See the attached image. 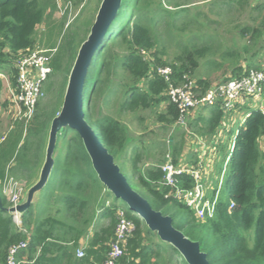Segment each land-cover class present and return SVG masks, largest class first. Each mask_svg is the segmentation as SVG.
I'll list each match as a JSON object with an SVG mask.
<instances>
[{
	"label": "trees",
	"instance_id": "1",
	"mask_svg": "<svg viewBox=\"0 0 264 264\" xmlns=\"http://www.w3.org/2000/svg\"><path fill=\"white\" fill-rule=\"evenodd\" d=\"M191 1L123 0L85 81V119L115 161H130L136 182L158 206L154 208L151 204L153 209L160 211L161 206L168 205L182 211L179 225L175 226L171 217L173 225L182 232L188 229V237L200 243L211 264H264V153L260 148L264 116L261 112H252L233 137L228 171L213 219L197 218L183 203L166 198L171 190L163 185L161 165L139 170L140 156L129 160L124 154L128 143L126 126L112 115L103 114V108L110 103H116L120 114L165 104V112L156 114L158 121L171 125L178 121L181 112L168 96L169 83L157 74V69L166 65L158 51L164 33L169 35L168 40L177 30L190 33L188 39L178 42V53L169 65L173 69L174 85L193 82L195 89L205 91L213 84L211 79H193L201 65L210 71L220 70L227 63L234 65L231 77L263 67V62L252 64V59L259 53L264 55V2L253 5L252 0H202L210 3L209 10L205 7V13L198 11L191 16ZM247 8L252 9L254 16L252 24L240 31L239 38L244 44L221 51L222 44L216 36L204 31L207 22L216 26L217 20L210 15L228 20L232 14ZM54 12L55 7L49 9L41 0H0V72L7 63H15L20 54L34 49L37 27L51 19ZM89 32L90 29L79 43L70 34L58 47L51 46L56 49L51 66L52 72L59 76V83L55 85L61 103L78 49ZM242 60L251 63L248 69L240 65ZM228 78L225 76L219 82ZM2 87L0 80V90ZM38 108L27 131L19 127L0 143V183L8 176L29 183L36 178L45 155L47 129L60 111L52 105H38ZM210 113L203 125H193L199 128L198 135L208 140L217 135L224 119L218 106L210 107ZM61 146L66 154L58 180L51 182L59 169L55 157L54 170L44 188L46 200L41 205L39 198L43 191L32 209L21 216V225L8 212L11 203L0 186V264L7 263L11 247L26 240L27 247L17 256L18 264H105L121 219L130 222L133 231L117 264H187L177 250L162 244L138 216L108 206L113 195L98 179L77 131L64 129L58 136L56 152ZM182 148L185 146L181 144L174 147L173 161H177ZM218 168L219 177L222 170L218 174ZM180 182L192 187L194 181L185 177ZM91 231L92 237L83 246L82 241L88 239ZM79 249L84 251L81 258L77 256Z\"/></svg>",
	"mask_w": 264,
	"mask_h": 264
},
{
	"label": "rangeland",
	"instance_id": "2",
	"mask_svg": "<svg viewBox=\"0 0 264 264\" xmlns=\"http://www.w3.org/2000/svg\"><path fill=\"white\" fill-rule=\"evenodd\" d=\"M41 1L42 4H45L49 9L55 7V12L51 19H47L37 27V31L34 36L36 45L33 51L27 52L25 54L35 52L36 50L47 51V55L51 57L52 63L53 59L55 58L56 49H52L51 46L56 45L58 47L66 37H69L70 34L74 35V42L79 43L80 40H82L86 36L88 30L91 29L102 0ZM191 2L193 3L189 9L191 16L196 15L198 11H202L205 13L206 8L209 10L210 3H205V1L202 0H192ZM263 2L264 0H252L253 5ZM68 3L72 4V8L70 9L72 10V14L63 15L61 12L62 10H64ZM252 13V9L247 8L241 13L232 14L231 18L228 20L217 19L215 16L210 15L212 19L217 20L216 26L214 24H211V21H206L207 23L205 24L204 31L208 34L216 36V39L220 44H222L221 51H223L224 48L233 47V45L235 44L242 45L244 44V41L240 39L241 37L239 38L240 31L248 26V24H252L254 16L252 15ZM193 27V29H195L196 25H194ZM163 36L164 39H161V42L158 46V51L161 52L160 56H162L166 65L161 66V68L169 67V65L174 62V58L178 53V42L183 39H188L190 33H181L179 30L174 31V33H172L170 37L171 40H168L169 35H166L164 33ZM8 59L10 60V58H7V60ZM13 62L14 61H11L10 64L7 63L3 67L4 70L0 72V75L2 76H0V80L3 83V87L0 90V143L4 142V140L19 127H22L25 131H27L29 125L34 121V118L31 121L26 122L24 120H18L16 117V105L14 104L12 95V92L14 93V89H16V84L14 85L12 81V79L16 76V67L15 63ZM247 63L248 66L251 65L249 61H247ZM248 66H246L247 69ZM11 68H13V70H11ZM262 68H264V66ZM233 69L234 65H228V63L222 69L215 71H210L208 67H202L201 65L199 71L196 73L193 79L194 81H197L199 77H204L210 78L211 82L213 83L219 82L224 79L225 76H230ZM205 71L207 72V74L205 73ZM58 83L59 76L57 75V73L51 72L43 83V95L39 101V107H49L50 105H52L56 107V110H61L63 102L61 103V100H58V96L56 93V85ZM165 106V104H162L155 108H149L146 110L139 109L134 113L124 112L120 114L116 103H110L105 108H103V114L112 115L116 119H119L122 124L126 126L128 143L126 144L127 148H125L124 154L129 160H131L132 158V160H134L136 156H140L141 162L138 164L139 170L143 171L148 167H156L162 165L163 163H165L164 161L168 154L172 156V153H174V147L178 144H181L182 147L185 146V148L181 149L179 155L185 156V158L189 159L187 160V164H189L190 166L196 164L202 167L209 166L207 175L204 176V181L207 182L209 187L216 186V166H219V174V172L223 168L224 158L231 153L230 148L233 137H235V134L240 129L239 126L243 118L248 114V112L252 113L260 108V105L257 107L252 106V109L244 108L233 121H228L225 126H221L220 128L218 127V134L211 140H208L205 147H203L202 141L198 137L199 128L193 126L196 123H194L192 115H189L186 118L187 127H189V131L192 133L189 136L184 125H177L175 123V125L163 124L158 121L156 114L164 113ZM107 109H109V111H107ZM205 111L206 110H202L199 114H197V117L202 119L206 116L209 117L210 115H208L207 113L205 114ZM203 124L204 123H202L201 125ZM226 126H228V132L225 131ZM47 131L49 132V129H47ZM220 131L222 132L220 133ZM46 140H48V137ZM46 140L44 146H46L47 144ZM213 147H216L217 149V153L215 156L212 151ZM262 151V153H264V149ZM65 154L66 150L62 146L61 148L57 149L55 157L59 163V169H57V173L55 174V176L52 177L51 182H54L56 179L58 180L60 168L62 163L64 162ZM203 154L206 155L203 156ZM213 158H215L214 161H212ZM42 160H44V156L43 158H41V161ZM115 162L120 166L121 171L128 179L131 187L135 189L139 194H141L144 198L146 197V199L149 201V203L151 202L150 204H152L154 208H158L153 199L148 196L143 188L140 187L136 182L135 176L130 169V161L123 163L122 161H119L117 159ZM37 171V176L32 180V183H34L38 178L40 169ZM8 178V182L16 185L19 189L22 188L27 190L28 187L32 184L27 182L26 180H22L12 176H8ZM0 186L3 195L10 200V190L8 189V187H6L4 182L0 183ZM210 194L211 192L209 191V195ZM109 199L110 201L108 203V206L113 205L118 209H123L130 213L127 206L121 200L115 199L114 196H111ZM39 200L41 202V205L45 202V191L42 193ZM36 210L37 209L35 208L34 211ZM159 210L164 215H170V217H173V219L175 220V226L180 224L179 221L182 217L181 210H173L171 206L168 205L161 206ZM187 231L188 229L184 230V233L189 236ZM249 235H251V232L249 233ZM161 243L163 244V242Z\"/></svg>",
	"mask_w": 264,
	"mask_h": 264
},
{
	"label": "built area",
	"instance_id": "3",
	"mask_svg": "<svg viewBox=\"0 0 264 264\" xmlns=\"http://www.w3.org/2000/svg\"><path fill=\"white\" fill-rule=\"evenodd\" d=\"M71 8L72 4L68 3L61 13L63 15H71ZM25 53L20 54L15 61L16 89H14L12 95L16 105L17 119L29 122L37 113L39 101L43 95V83L52 72V69L50 66L51 57L47 55V51L36 50L29 54ZM157 74L169 83L168 96L177 104L181 112L175 124L184 125L188 136L192 133L187 127V116L205 108L218 106L222 110L224 119L221 122V126H225L228 121H233L244 108L252 109V106L257 107L260 105L257 111L264 116V68L245 70L241 75L235 77L230 75L227 80L215 82L203 92L195 89L196 86L193 82L174 85L171 78L173 75L171 67H159ZM250 114L251 112H248L239 127L244 124ZM228 130V126H226L225 131L228 132ZM198 137L202 141V146L205 147L207 140L199 135ZM263 140L264 136L260 138V142ZM233 146L230 148L231 151ZM212 151L215 156L217 153L216 147H213ZM205 155L203 154V156ZM214 160L215 158L212 159V161ZM229 160L230 155L223 164L221 175L216 177L217 188H215V186L209 187L207 182L204 181V176L207 175L209 166L202 167L197 164L190 166L183 162L181 164L175 163L172 156L168 154L165 163L160 166L164 174L163 185L171 190L165 197L183 203L191 209L197 218L213 219L222 195ZM185 177L194 181L192 187H186L184 183L180 182V179ZM8 179L7 177L4 181L6 187L10 190V200H8L11 206H16L21 201L26 190L19 189L16 185L8 182ZM209 191L211 192L210 195ZM14 218L18 225L22 224L21 216L16 214ZM132 231L133 225L125 219H121L116 231V240L111 246L105 264H117L118 260L123 256L125 242ZM27 245L28 240L11 247L6 264H18L17 256ZM77 256L83 257L84 251L79 249Z\"/></svg>",
	"mask_w": 264,
	"mask_h": 264
},
{
	"label": "water",
	"instance_id": "4",
	"mask_svg": "<svg viewBox=\"0 0 264 264\" xmlns=\"http://www.w3.org/2000/svg\"><path fill=\"white\" fill-rule=\"evenodd\" d=\"M122 4L123 0H102L90 32L80 45L70 70L62 108L50 123L44 160L38 178L25 191L21 201L16 206L8 208V212L13 216L16 214L22 216L36 203L38 195L47 186L54 170L58 136L64 129L71 128L79 133L93 170L115 199L121 200L151 232L158 235L161 242L177 250L187 264H211L207 254L201 251L198 241L177 229L170 216L153 209L149 201L131 187L120 166L115 162L114 156L85 119L83 100L85 81L93 58Z\"/></svg>",
	"mask_w": 264,
	"mask_h": 264
},
{
	"label": "crops",
	"instance_id": "5",
	"mask_svg": "<svg viewBox=\"0 0 264 264\" xmlns=\"http://www.w3.org/2000/svg\"><path fill=\"white\" fill-rule=\"evenodd\" d=\"M246 58V57H245ZM252 64H258L259 62H263L262 64H263V66H264V55H263V53H259V54H257V55H254L253 56V59H252ZM248 63H247V61L245 60V61H241L240 62V65L241 66H243L244 68H246V66H248L247 65ZM202 110H206L205 111V114L207 113L208 115H210L211 116V113H210V108H205V109H202ZM202 110H199V111H197V112H195V113H192L191 115L193 116V118L192 119H194V123H198L199 125H201L202 123H204V121H207V120H209V118H210V116L209 117H205V118H203V119H200L199 117H197V114H199ZM209 110V111H208ZM200 119V120H199ZM200 136V135H199ZM204 139L205 140H207L208 141V138H205L204 137ZM260 148H261V151L264 149V140L262 141V142H260ZM263 152V151H262ZM212 154V153H211ZM177 159V161L175 162V163H179V164H181L182 162L184 163V164H187L188 163V161L187 160H189V159H187V158H185V156H179V157H177L176 158ZM215 165H216V163H215ZM38 198H39V195H38V197H37V200H38ZM37 202V201H36ZM92 235H93V231H91L90 232V236L88 237V239L87 240H85V241H82V245L83 246H85L87 243H88V240L92 237Z\"/></svg>",
	"mask_w": 264,
	"mask_h": 264
}]
</instances>
